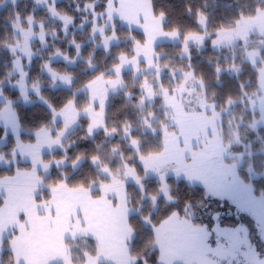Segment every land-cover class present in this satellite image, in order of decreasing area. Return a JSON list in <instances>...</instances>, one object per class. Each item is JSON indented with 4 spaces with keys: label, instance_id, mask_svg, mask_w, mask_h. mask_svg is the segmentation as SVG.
Returning a JSON list of instances; mask_svg holds the SVG:
<instances>
[{
    "label": "trees",
    "instance_id": "1",
    "mask_svg": "<svg viewBox=\"0 0 264 264\" xmlns=\"http://www.w3.org/2000/svg\"><path fill=\"white\" fill-rule=\"evenodd\" d=\"M108 3L109 0H57L54 4L56 12L72 20L66 24L53 17L47 5L39 6L37 0H0V94L4 97L0 101V112L11 102L22 128V142H35V133L43 128H55L52 136L56 137L63 123L54 119V111L62 110L68 103H73L78 110L88 107L91 102L86 86L101 76L114 77L113 68L122 57L134 58L136 47L147 41L142 30L119 20L113 21L104 35L94 36L95 20L105 16ZM150 3L153 15H165L164 30L181 32V41H160L154 47L162 74L157 76L155 72H147L137 75L134 70L123 71V87L109 95L103 110L104 125L90 135V119L82 115L77 127L63 140L62 147L43 154L44 161L53 163L50 173L43 178L46 197L50 195L49 187L63 181L74 189L109 182L111 177L100 171L102 166H107L114 176L121 174L116 178L125 182L131 210L128 224L134 233L129 251L135 258L132 264H162L160 250L155 245V228L175 212H183L187 218L196 215L202 222L213 219L208 211L213 209L212 199L206 196L205 185L183 178L176 181L173 176H168L171 190L169 195H164L161 193L162 181L157 175L146 173L139 160L140 155L165 151L166 130L174 126L169 124L170 113L163 91L173 92L183 85L187 73L192 72L194 79L203 82L207 101L221 116L223 141L230 144L229 155L234 158L228 156L226 161L239 160L245 153L238 172L244 181L252 182L256 192L264 193V127L250 126L256 114L251 111L248 99L259 92L258 68L264 63V44H254L259 53L256 65L246 55V48L251 44L245 47L239 43L238 47L222 49H214L212 45L213 31L234 26L242 14H253L263 7L264 0H150ZM203 16L207 22L201 26ZM31 21L37 24L35 30L42 25L45 39L36 38L31 43L33 57L25 66V82L28 88H39V91H29L31 101L28 102L22 100V92L17 87L22 75L16 70V61L22 55L20 46ZM206 31L212 33L205 38L203 48L190 44L185 55L184 37L191 32ZM112 35L116 36L117 42L108 48L100 46L104 36ZM56 57L66 58L71 63L54 59ZM231 64L236 67L229 69ZM47 67L70 76V86L55 85ZM145 79L151 86L152 101L146 98ZM227 109L229 111L225 112ZM234 131H238L241 139L233 143ZM5 132V126H0V137ZM3 139L0 152L6 158H12L17 138L7 132ZM93 158L98 163H94ZM61 159H65L67 165L55 164V160ZM78 159L83 160L74 168L73 163ZM31 168L30 162L18 160L9 166H0V177L12 176L17 169ZM128 168L135 173L133 178L126 176ZM100 194L99 188L92 190V195ZM1 200L0 197V205ZM201 229L205 232V228L199 231ZM70 241L74 243L75 263L84 259L83 249L95 253L96 240L93 238L78 235ZM0 264H15L11 237L4 238L1 243Z\"/></svg>",
    "mask_w": 264,
    "mask_h": 264
},
{
    "label": "rangeland",
    "instance_id": "2",
    "mask_svg": "<svg viewBox=\"0 0 264 264\" xmlns=\"http://www.w3.org/2000/svg\"><path fill=\"white\" fill-rule=\"evenodd\" d=\"M37 1L39 6L47 5L48 8L50 7L53 15H56L53 8L54 0ZM143 2L144 5L141 6L140 4L137 9H141L139 12H144L141 15L144 20H140L137 13H134L135 15L133 14L131 19L130 12H126V9L123 10V4H118L115 0L105 12V16L96 18L94 25V36H102V32L115 20L142 30L147 35V41L136 47V55L138 54V56H135L136 58L133 60L122 57L123 62L113 68L114 77L105 78L101 76L86 86L90 92L91 102L88 107L78 110L73 103H68L62 111L55 112L54 119L63 123L62 129L58 130L56 137L52 136L55 128H47L45 132L38 133V140L35 143H25L17 139L12 158H6L0 152V166H9L18 160L29 161L33 165L31 170L20 169L16 176L6 179L9 183L15 182L13 186L18 188L19 192L16 189L7 188L6 183H0V197L2 199L0 206V243L4 238L11 237L15 264H99L100 262L132 264L135 261V258L129 254L134 233L128 224L131 210L126 198L125 182L116 178L121 174L114 176L107 166H102L100 171L111 177L109 182L93 184L90 188L74 189L69 188L63 181L56 186L49 187L50 195L46 197L43 192V178L50 173L53 163L44 161L43 157H39V153L61 148L63 140L77 127L82 115H86L90 119L88 130L90 135L102 127L104 125L103 110L109 95L123 87V71L134 70L137 75L147 72H155L157 76L162 74V70L158 68L156 62L157 55L154 53V47L160 41H181V32L179 30H164L162 24L166 20L165 15L161 13L153 16L150 8L146 6L147 1ZM124 17H127L128 20ZM100 19L101 22H98ZM206 22L207 18L203 16L200 21L201 26L206 25ZM35 26L37 24L31 21L25 35L27 45L29 44L28 41L34 38H40L44 41L45 33L41 29L42 25H39V30H35ZM16 31H19L18 27H16ZM213 32L215 33L212 39L214 49L234 45L238 47L239 43L245 47L247 44H251L253 48L251 46L246 48V55L251 63L256 64L258 56L255 53L258 50L254 49L257 46L254 44H256L255 42L264 44V6L253 14H242L235 21L234 26L222 27ZM210 33L212 32L187 34L183 40L184 54H187L190 44H196L203 48L204 40L211 36ZM260 34L262 36H259ZM117 41L115 35L104 36L100 46L108 48ZM54 59H65L71 63L66 58L56 57ZM22 66V62L18 61L17 69L24 78L25 73ZM235 67L231 64L229 69ZM46 71L54 77L55 85L65 86L68 84V81L60 76L61 74L57 75V72L54 73L55 71L50 67H47ZM67 78L71 82V77L67 76ZM259 79L261 94L257 93L253 97L248 96L251 109L258 111L257 113L260 112L252 123L253 128L264 126V67L260 68ZM144 82V89L147 92L146 98L152 101L151 86L146 79ZM17 87L22 92V100L31 101L28 97L29 88L25 82L23 81L21 85L17 84ZM38 90L39 88L35 92L38 93ZM163 94L165 105L170 113L169 124L174 128L166 130L164 138L166 149L162 154L139 156L145 172L159 177L162 181L161 193L164 195H169L171 190L167 181L168 176H173L176 181L183 178L205 185L206 196L212 199L213 209L208 210L209 216H212L216 222H222L215 228V235L213 233L212 238L217 239L219 230L226 233V229L229 230L232 227L241 229L246 222L245 226L251 232V237L261 245V250L258 249V252L253 247L249 251L252 256L251 259H254L255 264H264V193L256 192L252 182L244 181L238 172L246 154H242L239 160L226 162L228 156L234 158L229 155L230 144L222 143L223 134L221 130L218 134V140L220 145L222 143V148L215 141L214 144L216 145L213 152L212 150L210 152L202 150L199 152H203L205 155H195L199 152H195L191 147L188 148L190 141L186 143V140L182 149L180 148L179 142L182 136L185 138L189 136L190 138L193 134V138L201 141L203 149H206L204 143L210 138V131L197 137L194 133V127L186 126L185 118L191 116L189 115L191 110L200 113L199 110L202 109L204 116L208 113L210 119H207L213 122L211 126L216 125L214 121L218 124L220 122L213 106L207 101L203 82L194 79L192 72L186 74L183 85L178 86L173 92L164 90ZM2 100L4 97L0 94V101ZM8 105H12L11 102ZM11 110V106H6L0 112V126H5V134L11 132L18 138L19 135L16 133L14 123L9 120ZM224 111H229V109ZM184 112L186 115H183ZM150 117L154 120L153 115ZM200 125L202 126L201 123ZM207 125L209 127L210 123ZM200 131L205 133L203 130ZM5 134L0 137V143L3 142ZM232 138L233 143L241 139L238 131L233 132ZM196 140H192L191 143ZM190 150L193 154L192 157L185 158ZM209 153L211 154L208 155ZM82 160L78 159L74 162V168ZM92 161L98 163L96 158H93ZM54 162L57 166L67 165L65 159ZM250 170H253L252 167ZM36 172H38V176L35 175ZM40 172L44 175H40ZM125 174L132 177L135 173L128 168ZM254 175L259 176L261 174L255 173ZM97 188L101 190V194L99 196L92 195V190ZM182 213L180 211L175 212L155 228V245L160 250L159 261L162 264H226L224 260L231 262L233 258L231 255L236 254L237 249H241V258L247 253V248L243 247L245 238L242 233L236 240L238 247L232 246V238L226 233L227 241L224 245L225 252H223V254H227L225 258L213 245L211 247L213 252L212 250L211 252L208 251L203 238H208L209 235H197L199 232L201 235L204 233L203 229L199 231V218L196 215L187 218ZM194 218L196 219L194 220ZM78 235L95 239L93 248L96 250L95 253H91L83 249L84 259L75 263L73 259L74 243H70L72 242L70 240L75 239Z\"/></svg>",
    "mask_w": 264,
    "mask_h": 264
},
{
    "label": "crops",
    "instance_id": "3",
    "mask_svg": "<svg viewBox=\"0 0 264 264\" xmlns=\"http://www.w3.org/2000/svg\"><path fill=\"white\" fill-rule=\"evenodd\" d=\"M57 0H54V2H53V4H55V2H56ZM115 0H112V2H111V0H109V3H108V7H107V9H106V11L111 7V5L113 4V2H114ZM143 1H147V7H149L150 8V10H151V12H152V7H151V3H150V0H117V2H118V4H123V6H122V9L124 10V9H126V12H130V14H129V16H130V18L132 19L133 18V16L135 15L134 13H137L138 14V17L140 18V20H144V18L143 17H141V15L142 14H144V12H139L141 9H137V7L138 6H140V4H141V6L142 5H144V2ZM50 8V7H49ZM53 8H54V11H55V13H56V15H53V13H52V11H51V9H50V13H51V15L53 16V17H55V18H58V19H61L63 22H65L66 24H70L71 22H72V20L70 19V18H68L67 16H64V15H60V14H58L57 12H56V10H55V7L53 6ZM134 10H136V11H134ZM105 11V12H106ZM123 13V12H122ZM121 14V13H120ZM134 14V15H133ZM152 14H153V12H152ZM154 16V15H153ZM122 18H123V16H122ZM124 19H127V17H124ZM128 20V19H127ZM147 20H149V19H147ZM124 22V21H123ZM146 22V21H145ZM110 25V24H109ZM132 27V26H131ZM28 30V29H27ZM26 30V31H27ZM26 31L24 32V38H23V44H22V55L18 58V60L16 61V70L18 71V69H17V65H18V61H21L22 62V64H23V66H22V69L24 70V73H25V77L23 78V75H22V73H21V75H22V81L19 83L20 85L22 84V82L24 81H26V77H27V72L25 71V66L26 65H28L30 62H31V59H32V57H33V52H32V48H31V43H32V41L34 40V39H36V38H34L33 40H31V41H28V45L26 44L27 42V40H26ZM43 31V30H42ZM105 31H106V29L102 32L103 34L102 35H104V33H105ZM43 33H44V31H43ZM40 39V38H39ZM44 39H45V37H44ZM26 44V45H25ZM138 56V54L136 55V57ZM136 57H134V58H136ZM134 58H132V59H128V60H133ZM126 61V60H125ZM141 61V60H140ZM123 62V60L121 59V62L120 63H122ZM19 72V71H18ZM54 73H56V72H54ZM57 75H60V74H58V73H56ZM50 75V74H49ZM51 76V75H50ZM60 76H63L65 79H66V81H68V84H67V82H66V84L67 85H65V86H70V79H68L67 78V76H65V75H60ZM52 77V76H51ZM52 78H54V77H52ZM25 85L27 86V84H26V82H25ZM28 87V86H27ZM36 89L37 88H35V89H33V88H29V90H28V93H29V91H32L33 90V92H35L36 91ZM39 91V90H38ZM211 105V104H210ZM6 106H11V108H12V105H5L4 107H3V109H5V107ZM3 109L1 110V111H3ZM9 109H10V107H9ZM60 111H62V110H60ZM195 111V110H194ZM194 111H190V114L189 115H191L189 118H185V122H186V126L187 125H189V127H191V128H193L194 127V129H195V134H196V136L197 137H199V136H202V135H204V134H206L207 133V131L209 132V135H210V138H209V140H207V142H205L204 144H205V148L206 149H203L202 148V144H201V141H199V140H196V138H193V134H192V137H190L189 138V136H187L186 138L184 137V136H182V138L180 139V137H179V139H180V148L182 149V146H183V144H185V140H186V143H188L189 141H190V144H188V148L189 147H191V149L192 150H194L195 152H199V151H202V150H204L205 152H210L211 150H212V152L215 150V145L216 144H214V142L215 141H217L218 143H219V140H218V134H220V126H221V123L219 122V124L218 123H216L215 121H214V123L216 124V125H214V126H211L212 125V121L211 120H208V119H210V116L208 115V113H206V116H204L203 115V111H202V109L201 110H199V112L200 113H196V112H194ZM59 112V111H58ZM10 119L9 120H11V122L12 123H14V127H15V130H16V133H17V135H19L18 136V138L17 139H19L20 140V134H21V131H22V128H21V126H20V124H19V122H18V119H17V117H16V114H15V112H14V110H13V108H12V110L10 111ZM259 114H260V112H259ZM183 115H186V113L184 112V114ZM218 117H219V115L218 114H216ZM208 118V119H207ZM220 118V117H219ZM200 123L202 124V126H203V128H202V126L200 125ZM206 123V124H205ZM207 123H210V125H209V127L211 128H209L208 127V125H207ZM204 127H207L206 129L204 128ZM45 129H47V128H43V129H41V130H39V131H37L36 133H35V137H36V140H35V142L38 140V133L39 132H45ZM192 130V129H191ZM200 130H203V131H205V133H203V132H201ZM193 133V132H192ZM15 136V135H14ZM16 137V136H15ZM184 140V141H183ZM192 140H196L194 143H191V141ZM21 141V140H20ZM35 142H33V143H35ZM4 143V141L3 142H1L0 143V145L1 144H3ZM222 143H223V140H222ZM222 143H221V145H220V143H219V146H220V148H222ZM17 145V144H16ZM197 148V149H196ZM184 150H185V148H184ZM15 152V151H14ZM13 152V153H14ZM45 152H43V153H39L40 155H39V157L41 158V157H43V154H44ZM3 154V153H2ZM211 153H209L208 155H210ZM192 155L193 154H191V150H190V152L188 151L187 152V154H186V156H185V158H188L189 156H191L192 157ZM195 155H205V154H203V152H199L198 154H195ZM208 155H206V156H208ZM212 156V155H211ZM27 162H29V161H27ZM42 162V161H41ZM32 164V163H31ZM32 168H33V165H32ZM31 168V169H32ZM30 169V170H31ZM20 169H17L16 170V172H15V174L14 175H12V176H4V177H0V183H6V185H7V188H10V189H12V190H17L18 188H16L15 186H13L14 185V183L15 182H10L9 183V181H7L6 179H9V178H12V177H14V176H16L17 175V173H18V171H19ZM21 170H24V169H21ZM27 171L29 170V169H26ZM36 176H38V172H36V174H35ZM5 188H6V186H5ZM18 191V190H17ZM19 192V191H18ZM1 206V205H0ZM1 242V241H0ZM1 244V243H0Z\"/></svg>",
    "mask_w": 264,
    "mask_h": 264
},
{
    "label": "flooded vegetation",
    "instance_id": "4",
    "mask_svg": "<svg viewBox=\"0 0 264 264\" xmlns=\"http://www.w3.org/2000/svg\"><path fill=\"white\" fill-rule=\"evenodd\" d=\"M197 222V221H195ZM198 225H201L200 228H205V232L203 234L209 235L208 238H203L204 242H206V249L211 252V247L212 245L217 248L220 251V255H222L224 258L227 256V254H223L225 252V243L227 241V236L226 233L229 234L232 238V241L238 237L241 233L243 234L245 240H244V245L243 247L247 248V253L241 258L240 256V251L241 249H237L236 254L231 255L232 261L227 262L224 260L226 264H255L254 259H251L252 256L249 254V251L252 249L258 252V249L261 250V245L257 242H255L254 238L251 237V232L247 229V226H245L246 222L244 223V226H242L241 229L237 228H230L229 230L226 229V233L223 230L218 231V237L217 239L212 238L213 233L215 232V228L219 225L222 224V222H216L214 219H209L204 222L198 220ZM206 224V226H204ZM207 231V232H206ZM200 234V233H199ZM202 234V235H203ZM200 234V236H202ZM215 235V233H214ZM232 246L238 247V244L233 241ZM213 252V250H212ZM249 259V261H248ZM262 264V263H261Z\"/></svg>",
    "mask_w": 264,
    "mask_h": 264
}]
</instances>
